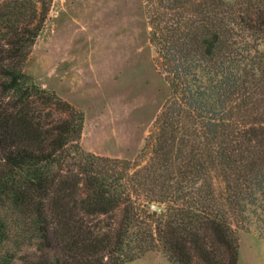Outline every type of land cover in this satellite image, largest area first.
<instances>
[{
	"label": "trees",
	"instance_id": "1",
	"mask_svg": "<svg viewBox=\"0 0 264 264\" xmlns=\"http://www.w3.org/2000/svg\"><path fill=\"white\" fill-rule=\"evenodd\" d=\"M168 94L132 161L22 72L51 0H0V264H237L264 224V0H141Z\"/></svg>",
	"mask_w": 264,
	"mask_h": 264
},
{
	"label": "rangeland",
	"instance_id": "2",
	"mask_svg": "<svg viewBox=\"0 0 264 264\" xmlns=\"http://www.w3.org/2000/svg\"><path fill=\"white\" fill-rule=\"evenodd\" d=\"M141 0H51L22 72L82 113L79 146L132 161L168 88L153 63ZM237 264H264L256 207L235 227ZM125 264H169L159 251Z\"/></svg>",
	"mask_w": 264,
	"mask_h": 264
}]
</instances>
